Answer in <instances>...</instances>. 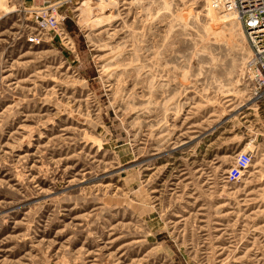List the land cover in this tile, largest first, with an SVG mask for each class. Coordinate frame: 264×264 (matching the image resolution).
I'll list each match as a JSON object with an SVG mask.
<instances>
[{"label": "rangeland", "instance_id": "obj_1", "mask_svg": "<svg viewBox=\"0 0 264 264\" xmlns=\"http://www.w3.org/2000/svg\"><path fill=\"white\" fill-rule=\"evenodd\" d=\"M250 54L208 0H0V264H264Z\"/></svg>", "mask_w": 264, "mask_h": 264}, {"label": "built area", "instance_id": "obj_2", "mask_svg": "<svg viewBox=\"0 0 264 264\" xmlns=\"http://www.w3.org/2000/svg\"><path fill=\"white\" fill-rule=\"evenodd\" d=\"M215 12H233L248 38L250 57L247 62L250 99L256 104L264 101V0H208ZM52 17V15H51ZM47 21L37 22L39 32L46 30ZM254 157L252 149L240 150L225 173L226 181H239Z\"/></svg>", "mask_w": 264, "mask_h": 264}, {"label": "bare ground", "instance_id": "obj_3", "mask_svg": "<svg viewBox=\"0 0 264 264\" xmlns=\"http://www.w3.org/2000/svg\"><path fill=\"white\" fill-rule=\"evenodd\" d=\"M232 13H233V12H232ZM233 14H234V16H235V18H236V20H237V16H236V14H235V13H233ZM237 22H238V21H237ZM251 165H252V163H251ZM251 165H250V166H251Z\"/></svg>", "mask_w": 264, "mask_h": 264}]
</instances>
